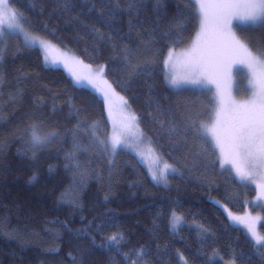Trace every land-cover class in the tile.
Listing matches in <instances>:
<instances>
[{"label":"trees","instance_id":"obj_1","mask_svg":"<svg viewBox=\"0 0 264 264\" xmlns=\"http://www.w3.org/2000/svg\"><path fill=\"white\" fill-rule=\"evenodd\" d=\"M70 2V9L58 0H9L8 6L34 35L103 66L106 81L137 117L142 140L172 170L153 181L127 148L104 151L92 136L93 125L100 140L110 134L103 101L64 69L47 66L38 47L6 32L0 40V264H128L109 250L106 237L114 233L123 235L120 253L144 250L138 264H262L247 223L232 219L258 213L259 223H249L264 235L254 187L220 167L206 135L199 142L205 152L196 158L191 136L187 145L178 143L161 127V121L180 122L189 105L206 124L215 107L210 88H173L166 80L167 55L198 30L197 4L162 0L157 8L155 0H142L129 13L127 0H119L108 25L101 14L117 7L116 0ZM178 11L183 28L170 31ZM235 33L254 53L264 52V23L238 24ZM124 46L133 50V63L151 68L130 78ZM32 124L38 135H58L33 152ZM172 213L183 219L176 229Z\"/></svg>","mask_w":264,"mask_h":264},{"label":"snow or ice","instance_id":"obj_2","mask_svg":"<svg viewBox=\"0 0 264 264\" xmlns=\"http://www.w3.org/2000/svg\"><path fill=\"white\" fill-rule=\"evenodd\" d=\"M190 3L198 4V13L200 19V32L197 35V40L193 45L190 53L187 54V67L191 70L192 75L185 78L183 82L192 85L203 84L205 82L202 79L204 71L207 70L213 63V61L222 55L234 54L239 56V59L234 61L238 64L246 65L253 71V75H256L255 69L257 66L264 69V60L261 56H264V52L259 54L254 53L247 43L242 41L235 32L232 31V20L234 18L239 19L242 23L251 22L255 25L258 22L264 23V0H246L243 5H237L224 0L221 3L205 4L203 0H189ZM58 3H63L66 9L72 7L70 0H58ZM117 7L111 8L107 16L101 14V22L111 25L112 19L119 12V0H116ZM162 0H155V6L159 8ZM9 0H0V40L5 35L4 25L7 19V28L18 30L23 33L25 42H34L27 31L24 30L22 23L19 21L23 18L22 14H18L15 10L8 9ZM143 7L142 0H127V10L129 13L138 11ZM178 9L180 5H177ZM243 7L244 11L234 12L230 9ZM183 19V13L178 11L173 17V21L169 26V30H182L183 24L180 21ZM131 28V22L129 24ZM98 33L100 39H105V34L99 32L98 29H93ZM117 32L118 30H113ZM214 37V44L212 49L206 50L204 42L209 34ZM14 34V33H13ZM147 34V33H146ZM109 41L113 39L109 34L106 37ZM154 39V38H153ZM151 40L145 42V47H148ZM113 48L117 46L113 43ZM123 57L122 62L125 64L127 74L131 78L132 76L139 75L148 71L151 68V64L145 61L143 64L133 63V50H130L127 46H124L121 51ZM2 59V55H0ZM171 59V53L169 54ZM98 72L102 75L104 72L103 66L98 69ZM199 73V75H198ZM82 77L77 76V81ZM86 79V78H85ZM0 82H2V76H0ZM91 82V81H90ZM172 85L181 83L175 77H172L169 81ZM257 90L253 93V99L245 104L236 105L237 120L231 127L228 133V152L223 163H234L236 159L242 158L244 162L251 168L264 169V72L257 78L256 83L253 85ZM200 112L194 110L192 106H187L186 115L180 122L170 120L168 122L161 121V127H166L168 134L172 137L178 138V143L187 145L189 136L192 138V144L197 151L195 152L196 158H200L205 149L202 144L199 143L204 139V135L210 134L215 140L216 145L220 147L222 153H224V145L221 140V136L216 126L209 127L202 120H200ZM129 119L133 122L137 120L135 115H131ZM31 129V135L28 143L31 145V151L35 152L38 148L45 146L47 143L58 135L56 132H50L44 136L38 135L36 132V125H29ZM92 136L96 139L98 145L102 146L104 151H107L109 146L114 152L117 146L124 143L121 137L114 135L110 141L100 140L94 131L95 125L92 126ZM71 156V154H70ZM74 158V157H72ZM230 158V159H229ZM172 166L165 164V170L170 169ZM237 173L241 179H249L253 175L252 171H244L240 167H237ZM152 179L158 181L160 178L166 180V172H161L159 175L157 172L151 173ZM173 227L181 221V217L173 213ZM232 219L240 221L241 223H247L242 217H232ZM248 232L250 233L251 243L256 249L258 255L264 258V235H260L252 227L250 223H247ZM123 242V235L121 233H114L106 237V243L109 250L115 249L118 255H121L128 264H138L144 256V250L133 249L129 253H120L119 248ZM135 254L136 260L131 259V255ZM75 259V258H74ZM234 264V261L232 262ZM264 264V260H262Z\"/></svg>","mask_w":264,"mask_h":264},{"label":"rangeland","instance_id":"obj_3","mask_svg":"<svg viewBox=\"0 0 264 264\" xmlns=\"http://www.w3.org/2000/svg\"><path fill=\"white\" fill-rule=\"evenodd\" d=\"M203 2L205 4H214L224 2V0H203ZM228 2L237 5H243L246 3V0H228ZM8 9L11 10L9 6ZM230 11L242 13L244 8L238 7L230 9ZM200 19L201 17L198 13V30L193 40L186 47L177 51H171V59H169L170 53L167 55L165 61L167 83L173 88L193 86L196 88H210L212 90L215 99V107L211 113L209 121L206 124L209 127H217L224 145V153L221 152L220 147L216 145L215 140L210 134H207L206 136L209 138L217 152L220 167L230 171V173L238 182L251 184L255 189L253 203L255 205L257 204L259 207H264V169H253L248 166L242 158L236 159L234 163H223L228 152V133L237 120L238 113L235 106L248 103L253 99V93L257 90L253 85L256 83L260 74L264 72V69L257 66L255 69L256 75H253V71L250 70L246 65L234 62L239 59V56L234 54L222 55L217 57L211 66L207 68L206 71H204L202 79H204L205 82L203 84L192 85L183 82L185 78H188L192 75L191 70L187 67V54L191 52L193 45L197 40V35L200 32ZM238 24H248L253 26L251 22H247L245 24L239 19L234 18L232 20L233 32H236ZM23 28L29 33L30 38H32L34 42H25L23 33L18 30L8 29L7 19L5 21V33H14L18 35L25 44L38 47L42 52L44 63L47 66L60 67L64 69L73 78L77 85L79 84L88 86L103 101L106 117L110 123V134L108 141H110L114 135L121 137V139L124 141L123 144L117 146L114 152L109 146L110 155H114L115 152L120 148H127L146 167L151 179L152 172H157L159 175L161 172H166V174H168L167 172L172 170V168L165 170V166L159 165L158 157L153 147L147 145L146 142L142 140V136L137 126V121L133 122L129 119V117L134 114L126 106L124 99L112 89L110 84L106 81L104 75H101L98 72V69L101 66L88 65L66 49L34 35L24 25ZM213 44L214 37L210 32L209 36L204 42V47L206 50L210 51L213 47ZM77 76L82 77L79 82L77 81ZM172 77L180 80L181 83L172 85L169 82ZM237 167H240L244 171H252L253 175L249 179H241L237 173ZM164 180V178H160L158 181ZM176 215L181 217L178 214ZM172 217L173 213L170 218L171 227H173L174 223ZM242 218H244L247 223L250 222L252 224L259 223L261 219L259 218L258 213H251L243 216ZM182 224L183 219H181V221L176 224L175 228L173 227V229H176ZM225 264L231 263L227 262Z\"/></svg>","mask_w":264,"mask_h":264}]
</instances>
